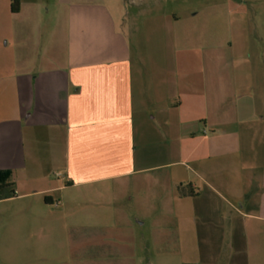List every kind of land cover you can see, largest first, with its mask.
Listing matches in <instances>:
<instances>
[{
    "label": "crops",
    "instance_id": "1",
    "mask_svg": "<svg viewBox=\"0 0 264 264\" xmlns=\"http://www.w3.org/2000/svg\"><path fill=\"white\" fill-rule=\"evenodd\" d=\"M148 1L0 0L4 257L76 191L119 200V264H220L264 221V0Z\"/></svg>",
    "mask_w": 264,
    "mask_h": 264
},
{
    "label": "rangeland",
    "instance_id": "2",
    "mask_svg": "<svg viewBox=\"0 0 264 264\" xmlns=\"http://www.w3.org/2000/svg\"><path fill=\"white\" fill-rule=\"evenodd\" d=\"M126 6L130 16L135 7L129 5L128 1ZM146 15L148 13L130 17V23L135 27V30L137 27L142 29ZM136 35H138L137 32ZM130 39L133 48L135 47L133 54L136 56L138 54L137 38L135 35H131ZM144 46L146 47V45ZM8 193L9 189L2 191V194ZM84 195L76 191L71 195H65L64 198L58 197L59 199H57L61 204L65 202V199L72 198L80 203L78 208H70L69 211H66V215L74 214L76 218L79 217V223L68 219L61 225H45V232L42 238L37 241L36 257L34 253H31L34 250L33 241L28 237L18 236L5 246L6 248L7 246L11 247L12 256L4 257L5 253L1 252L3 248L0 245V264H119V255H116L112 247L114 241L102 239L104 232H110L109 234L118 232L117 224L113 219L119 210V202H117L119 200L114 195H108L104 199L108 201L105 204L99 192L87 198ZM61 204H58L59 208L56 209H61ZM224 221L220 225V229L223 233L228 234L232 225L228 219ZM77 227L83 229L78 231L75 229ZM237 227L241 228L240 225ZM246 227V238L242 241L237 240V244L242 246L241 250L233 251L228 238L220 241V264H264V221L248 219ZM81 234H85V236ZM179 262V259L173 258L169 264H179Z\"/></svg>",
    "mask_w": 264,
    "mask_h": 264
},
{
    "label": "trees",
    "instance_id": "3",
    "mask_svg": "<svg viewBox=\"0 0 264 264\" xmlns=\"http://www.w3.org/2000/svg\"><path fill=\"white\" fill-rule=\"evenodd\" d=\"M18 11H19V2H18V0H13L12 12L17 13ZM9 178H10V172L0 173V191H2V189L6 186H11L10 184L7 183V180ZM12 194H14V193L12 192ZM45 201L47 203L51 202L48 197H45Z\"/></svg>",
    "mask_w": 264,
    "mask_h": 264
}]
</instances>
